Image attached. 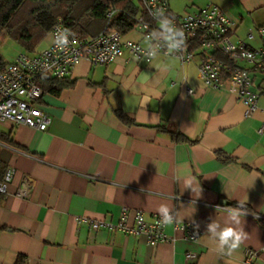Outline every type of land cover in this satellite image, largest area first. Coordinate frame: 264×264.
<instances>
[{
    "label": "crops",
    "instance_id": "0c3cea01",
    "mask_svg": "<svg viewBox=\"0 0 264 264\" xmlns=\"http://www.w3.org/2000/svg\"><path fill=\"white\" fill-rule=\"evenodd\" d=\"M210 1L235 23L234 41L262 46L264 0H173L168 16L200 12ZM50 38L30 54L45 50ZM123 39L145 44L137 28ZM198 66V60L163 55L145 62L126 54L104 66L82 60L69 76L73 88L41 99L52 119L45 131L2 123L0 131L18 147L0 142L1 174L8 166L17 171L8 194L0 193V264H15L19 255L27 264H245L247 249L259 251L252 264H264L263 114L248 115L227 88L207 86ZM255 79L262 107L264 76ZM118 109L136 125L122 122ZM178 132L192 142L178 141ZM177 176L194 178L200 196ZM20 189L26 197L17 196ZM239 202L250 212L248 239L233 255H221L207 240L206 226L223 222L217 206ZM162 203L191 215L179 223L199 224V242L184 240L174 224L165 233L175 240L152 246L144 236L95 231L83 221L117 223L127 207L130 225L136 211L150 222ZM189 252L198 257L187 260Z\"/></svg>",
    "mask_w": 264,
    "mask_h": 264
},
{
    "label": "built area",
    "instance_id": "2783aa9c",
    "mask_svg": "<svg viewBox=\"0 0 264 264\" xmlns=\"http://www.w3.org/2000/svg\"><path fill=\"white\" fill-rule=\"evenodd\" d=\"M139 1L143 14L137 16L136 28L143 34L145 44L123 39V35L116 29H106L91 39H82L78 35L70 37V40L75 39V43H70L63 50L49 45L37 54L20 51L6 69L0 72V121L24 124L45 131L52 119L40 106L44 92L38 80L42 75L63 79L69 77L82 60L104 66L126 54L136 61L151 62L153 59L146 54L149 45H152L153 50L158 49V55L173 56L182 63L198 60V76L201 81L215 89L227 88L246 105L248 115L260 110L264 118V106L259 105L263 93L255 79V75L264 76V26L259 29L262 46L253 48L245 41L233 40L232 31L235 23L212 1L200 12L171 17L168 16V11L173 0ZM161 9L175 27L183 32L181 51L170 52L164 41L147 39L159 30L160 25L153 13L158 14ZM115 13L116 10L109 12V19ZM58 26L64 27L58 22L51 36ZM250 37L252 38V35ZM219 54L225 56L227 60L218 57ZM187 93L193 94L194 90L188 89ZM261 130L264 131V119ZM16 173L14 167H7L0 182L1 194H8L9 184ZM17 196L26 197L27 190L20 189ZM130 216V209L124 207L117 223L90 221L86 218L83 221L95 231L103 227L135 237L144 236L152 246L175 240L174 236L165 233V227L160 226L159 214H155L149 222L143 211H136L132 225L129 224ZM174 227L176 232L182 233L186 241L197 242L201 236V231L193 223L178 222L174 223ZM258 256L259 251L247 249L244 263L252 264ZM197 257L198 255L193 252L186 255L187 260Z\"/></svg>",
    "mask_w": 264,
    "mask_h": 264
},
{
    "label": "trees",
    "instance_id": "16d2710c",
    "mask_svg": "<svg viewBox=\"0 0 264 264\" xmlns=\"http://www.w3.org/2000/svg\"><path fill=\"white\" fill-rule=\"evenodd\" d=\"M140 9L134 0H0V43L11 40L24 51L36 52L58 22L82 39L95 38L106 29H116L125 35L136 28V18L143 14ZM112 10L116 13L109 19L108 13ZM218 57L227 60L222 54ZM8 64L0 54V72ZM38 84L44 94L59 96L62 91L73 88L75 81L69 77L42 75ZM115 114L125 124L136 125L122 110H115ZM157 129L165 131L161 126ZM176 135L178 141L192 142L179 132ZM0 142L18 147L11 134L2 131ZM218 156L223 162L228 160L220 152ZM3 175L0 169V178ZM15 264H27L26 257L19 255Z\"/></svg>",
    "mask_w": 264,
    "mask_h": 264
},
{
    "label": "clouds",
    "instance_id": "9594fccd",
    "mask_svg": "<svg viewBox=\"0 0 264 264\" xmlns=\"http://www.w3.org/2000/svg\"><path fill=\"white\" fill-rule=\"evenodd\" d=\"M160 25L159 30L151 34L147 39H158L164 41L170 52H178L183 47V32L179 28H176L172 20L164 15L163 10H159L158 14L153 13ZM75 33L71 29L66 27H56L51 38L50 45H54L57 49L63 50L68 47L70 43L74 44L75 39L70 40V37H74ZM147 56L151 59H156L159 51L153 50L152 45H149L147 50ZM154 66V65H153ZM155 67V66H154ZM166 70V69H165ZM177 182L183 181L184 189H190L195 198H198L201 194V187L199 184L197 194V182L191 177H175ZM157 212L160 216V226L167 227L174 223L183 222L185 217L181 216L179 210H174L169 204L162 203L157 208ZM216 212L223 213V222L212 219L206 226V238L209 242L215 244V251L221 255L231 256L233 255L248 239V233L244 229V218L248 214L244 204L238 203L237 206L232 207H216ZM195 227L198 229L199 224L194 221ZM199 242V241H197Z\"/></svg>",
    "mask_w": 264,
    "mask_h": 264
},
{
    "label": "rangeland",
    "instance_id": "374dc122",
    "mask_svg": "<svg viewBox=\"0 0 264 264\" xmlns=\"http://www.w3.org/2000/svg\"><path fill=\"white\" fill-rule=\"evenodd\" d=\"M20 51H24L22 47L11 40L0 43V54L3 56L5 61L12 62ZM30 53L29 51H26ZM2 123L9 124L7 121H0V128L4 129ZM247 208V207H246Z\"/></svg>",
    "mask_w": 264,
    "mask_h": 264
}]
</instances>
